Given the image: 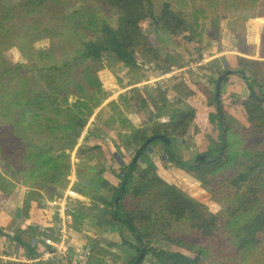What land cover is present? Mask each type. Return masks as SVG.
I'll list each match as a JSON object with an SVG mask.
<instances>
[{"label": "trees", "instance_id": "16d2710c", "mask_svg": "<svg viewBox=\"0 0 264 264\" xmlns=\"http://www.w3.org/2000/svg\"><path fill=\"white\" fill-rule=\"evenodd\" d=\"M100 1V7L93 5L80 8L72 17L63 18L71 33L79 37L78 44L73 46L68 55L59 58L51 53L47 54V64L42 65L35 74L19 60L10 62L12 67L8 72H0V114L4 118L0 121V128L6 130L0 135V190L10 192L20 184L26 187L29 197L34 198L38 204L41 205L45 197L51 201L62 184L57 187L41 180L44 177L48 181L55 179L56 182L63 183L64 178L55 171L54 163L67 156L66 150L54 155L51 152L56 146L74 148L78 145L74 156L79 160L77 155L81 154L85 163L74 162L73 169L79 182L85 181L87 184L81 185L80 182L76 186L79 188V195L88 198L95 205L86 206L82 203L80 209L71 208L73 221L78 217L90 224L96 218L100 225L116 227L122 242L132 246L137 255L140 246L134 232H138L146 247L144 257L148 256L155 264H237L239 256L243 260L250 259L251 264H264V200L261 199L264 189V72L261 77H249L250 56L254 54L256 45L246 37L247 24L255 17L252 11H248V7L253 3L255 7L257 1ZM44 2L45 0H25L18 6L21 12L27 14ZM13 9L8 4H0L2 54L6 52L9 43L1 32L14 20L16 13ZM133 13L145 15L150 20V25L165 28L183 44L194 45L197 54L205 52L210 57L207 66L218 75L226 69L234 68V74L243 81L247 97L240 107L244 109L242 114L245 124L241 121H236L234 125L226 123L222 94L224 87H227L224 86L228 81L227 75L220 88L225 136L223 137L214 97L220 128L219 144L204 152H199L195 146V150H189L192 158L188 161H180L174 150V143L182 141L189 132L196 111L178 96H175V103L169 105L166 102L170 93L168 87L160 83L156 85L161 96L159 99H151L146 90L143 92V87H133L132 97L119 96L118 100L112 99L102 106L103 100L95 85L96 76L87 60H102L103 55H110L113 63L124 64L128 71L139 69L131 66L137 64V57L134 51L127 48L125 41L128 34L136 37L142 35V28L134 21ZM225 17L230 18L226 22V29L229 30L234 52L230 54L232 59L229 64L223 66L218 58L225 54L215 56L214 47L223 34L220 24ZM150 49L148 44L144 52L149 57L148 65L155 73L153 75L163 76L171 72L172 65L168 56L164 54V60L155 49ZM258 50L263 51L264 55V39ZM214 82L216 85V79ZM31 86L39 90L28 91ZM234 95L237 92H231L229 100ZM150 103H154L159 112L164 107L169 116L168 122L154 120L158 113ZM129 113L138 116L139 123L134 124L127 115ZM91 117L94 122L89 123L91 128H87ZM99 130L111 133L113 139L109 141L105 136L98 137ZM38 133L41 136L36 137ZM154 134H163L170 140V144L166 145L160 139L151 141L128 172L133 157L128 159L127 155L120 156L118 152L125 145H141ZM8 135L12 138L8 139ZM153 143V147L157 146L170 161L180 162H173L175 167L185 170L203 185L215 188L221 193V199L207 190L192 197L171 185L166 173L167 167L154 163V159L148 157ZM9 151L22 154L21 160L15 163L9 157ZM203 153L208 154L207 157L197 161L198 156ZM125 176L127 181L121 188ZM88 182L110 192L111 197L106 199ZM126 192H129L133 200L153 192L154 197L148 204L140 208L136 204L134 209L129 210L124 209L121 204ZM115 196H119L117 207L114 203ZM76 200L79 199L72 201ZM211 200L222 203L220 212L204 210ZM96 203L109 209L103 211L96 207ZM167 217L171 220L185 218L198 235L212 238L215 247L213 245V249L208 251L177 235V232L166 230L162 231L160 245L155 246L149 238L151 234L147 231L140 232L135 226L137 222L144 223L152 219L161 221ZM125 219L130 222L134 232ZM161 223L166 224L163 221ZM10 228L12 230L14 226L10 224L4 231L0 230V240L9 237ZM38 232L52 237L54 227L41 228ZM12 238L24 245L20 238ZM223 241L230 248L228 252L223 251V247L226 248ZM26 246L28 251H33L32 247ZM180 247L184 249L181 250ZM92 248L93 246L90 247L91 250ZM136 254L123 264H131L137 257ZM34 257L36 255L31 258ZM144 259L139 264H143ZM89 260L91 264L104 262L98 257V253H90Z\"/></svg>", "mask_w": 264, "mask_h": 264}, {"label": "rangeland", "instance_id": "374dc122", "mask_svg": "<svg viewBox=\"0 0 264 264\" xmlns=\"http://www.w3.org/2000/svg\"><path fill=\"white\" fill-rule=\"evenodd\" d=\"M24 1L25 0H0V4H8L9 6L14 7L13 11L16 13L13 17L14 20L6 25V29H4L5 32L3 30L1 32L7 43H9V47L5 50L6 52H3V54L0 53V72H8L12 67L10 62L12 60H19L24 62L27 69L35 74L42 65L47 64V54L51 53L59 58L68 55L73 46L78 44L79 37L77 38L71 33V29L64 24L63 18L68 16L72 17L73 13L80 8L92 7L93 5L98 7L101 6L100 0H45V2L35 10L24 14L18 6L20 2ZM256 1L255 7L253 6L254 3L248 7V11H252L255 17L250 19L247 24V28H250V30L247 31L246 37L251 43L256 45L254 54L250 56L251 63L250 72L248 74L250 75L249 77H261L264 72L263 51L261 52V50H258L260 43L264 39V0ZM133 19L142 28V35L136 37L135 35L128 34L125 41L127 48L134 51L137 57V64L131 66L138 67V70L131 72L128 71V67L124 66V64L116 65L112 62V56L110 55H103L102 60H87V64L93 69L96 76L95 85L100 92L101 99L103 100L102 106L106 105L108 101L112 99L118 100L119 96L132 97L134 95L132 92L133 89H131L132 84L137 85V87H143V92L145 93L146 90L151 99L153 97L159 99L161 96L156 85L158 83L163 84L164 87L166 86L170 89V93L166 100L169 105L174 104L176 100L175 96H178L181 98L182 102L193 107L196 111L195 120L192 123L189 132L183 137L182 141L177 140L174 143V150L180 158V161L190 160L192 154L189 150H195V146L197 148L196 150L199 152H204L216 147L220 141V128L218 125L216 110L214 108V80L217 79L218 74L214 69L207 66L210 57L205 52L197 54L194 45L183 44L178 37L172 35L165 28L150 25V20L146 18L145 15L133 13ZM229 19L230 18L228 17L222 18L220 25L223 28V34L221 38L216 41L214 47L216 50L215 56L225 54L218 58L223 66L229 64V61L232 59L230 54L231 52H234L232 50V39L230 38L229 30L226 29V22ZM148 44L151 47L150 50L155 49L164 60L166 59L164 54L168 56L167 59L172 65L171 72L163 76L153 75L155 73L150 70L148 65L149 57L144 52ZM106 66L109 69H107ZM232 69L235 70L234 68ZM234 73L228 76V81L224 85L227 87H224L222 94V98L225 100L224 110L226 111V123L234 125L236 121H241L245 124L243 118L244 114H242L244 113V109L240 106L246 101L247 92L243 86L242 79H238ZM36 89L39 90V88L31 86L28 91H34ZM233 91L237 92V95H234L233 98L229 100L228 96ZM178 104L182 103L178 102ZM150 105L158 113L154 118L155 121L161 123L168 122L169 116L164 110V107L163 110L159 112L157 107H154V103H150ZM127 115L134 124L139 123L140 119L134 113H129ZM162 117L166 118L164 122L160 120ZM3 119L4 118L0 114V121ZM92 122H94L93 117L89 120L87 128H91L89 123ZM5 131L6 130L0 128V135ZM58 133L61 134L60 130H58ZM37 136H41V133L36 134V137ZM101 136H105V138L107 137L109 141L113 139L112 134L105 130H99L98 137ZM7 138L9 139L12 137L11 135H8ZM79 141H81V139H79ZM153 145L155 144H152V148L150 149L151 152L148 157H152L154 163L167 167L166 173L169 175V182L171 185L192 197L207 190L214 193L218 199H221V193L215 188L203 185V183L186 173L185 170L175 167L172 163L180 162L178 160H174L173 162L170 161L167 155L162 154L158 150V147H153ZM139 146L140 145L137 143L130 146L125 145L118 154L120 156L127 155L128 159H130L134 156L135 150H137ZM56 147L57 148L51 152L52 155L65 150L67 153L65 158L54 163L55 171L64 178L62 179L63 183H58L55 179L48 181V179L44 177L41 182L58 187L61 184L62 186L68 184L70 171L74 170V162H85H83L81 154L78 153L79 155H77L76 153L79 160L74 156L75 151L78 149V145L74 148ZM204 154L206 153L201 155ZM9 157L12 158L15 163H18L21 160L22 154L9 151ZM205 158L206 157H204V159ZM19 178H22V176H19ZM65 179L67 182H64ZM80 182L81 185L87 184L85 181ZM88 184L92 185L93 188L98 189L106 199L111 197L110 192L107 193L106 191L99 189L93 183L88 182ZM263 192L264 189L261 195L262 200H264ZM116 197L117 196L114 197V202ZM153 197L154 192L145 197L135 198L133 200V198H130L129 192H126L121 204L124 209H134L136 204L138 205L137 208H140L145 204H148ZM45 199L47 200L48 198L45 197ZM117 201H119V198ZM82 203L86 206L95 205L91 200L83 196L79 200L71 201L70 205L71 208L75 210L78 208L80 209ZM96 207L103 211L109 209V207L103 204H99ZM204 210L206 212H220L222 210V203L220 201L216 202L211 200L206 204ZM162 221L166 222V224H162ZM86 226L87 223L85 221L78 217L75 218L71 236L73 244L79 242L81 238H83V235H87L86 233H82L83 230L86 229ZM135 226L140 232H149L151 234V237L149 238L155 246L160 245L159 242L163 237V230H166L167 232H177V235L182 236V238H187L192 244L200 247L202 246L208 251L213 249L215 242L212 238H204L198 235L196 231L190 227L189 222L185 220V218L171 220V218L167 217L163 218L161 221L152 219L149 222H137ZM88 227L89 247L93 246L91 250L92 252L90 249L86 250L85 245L82 242H79L77 245L84 247L78 249L79 252L77 257L73 256L74 259L70 261V264H91L89 263L90 260H86L85 258L88 257L86 256V252H89V254L91 253V255L98 253V257L103 259V263L105 264H112L113 262V264H123L137 253L132 246L130 247L127 243L122 242L116 227L107 228L106 226L100 225L97 223L96 218L91 220ZM122 229L125 233L127 232L124 227H122ZM33 230L35 231V229ZM136 233L139 234L138 232ZM39 237L42 236L39 235ZM223 243L225 242L223 241ZM165 246L169 247L168 244ZM180 248L181 250L184 249V247ZM229 250L230 248L228 244H226V248L223 247V251L228 252ZM14 254H16V259L18 260L19 255L17 253ZM40 254L41 252L39 251L37 255L35 254L36 257L30 259L34 263L43 262L49 264L48 260H39ZM143 259V264H155L148 256L143 257ZM14 262L24 264L18 261ZM237 264H251V261L250 259L243 260V257L239 256Z\"/></svg>", "mask_w": 264, "mask_h": 264}, {"label": "crops", "instance_id": "0c3cea01", "mask_svg": "<svg viewBox=\"0 0 264 264\" xmlns=\"http://www.w3.org/2000/svg\"><path fill=\"white\" fill-rule=\"evenodd\" d=\"M133 87H137V85L132 84L131 89ZM81 198L82 196H80L78 199ZM48 203L49 201L44 198L41 205L38 204L34 200V198L29 197L26 187L19 184H17L15 188L11 189L10 192L0 190V230L4 231L10 224L14 226V229L11 230L10 228L8 231L9 237L7 239L0 240V250L4 251L7 255L14 252L21 257H28V259L31 258L32 255H37L39 251L41 252L44 249L45 245L41 237H39L40 233L38 232V229L52 228L54 220L53 212L51 209H49ZM96 205H99V203H96ZM88 225L89 224H87V226L85 227L86 229H84L82 232L84 234L86 233L87 235H83V238H81V240L79 241L85 245L86 250L90 249ZM33 229H35V231ZM76 233L79 234L78 232ZM70 234L72 236V229L70 231ZM12 237L20 238L24 242V245L14 241V238ZM79 242L73 244L71 238L70 259L68 258L63 261L59 259L54 263L70 264V261H72V256L77 257L79 252L78 249H80V247H84L78 246L77 244ZM26 245H29L30 248L32 247L33 251H28V247ZM86 255H88V258L85 257L86 260H89V252H86ZM0 264L18 263L9 260L0 262ZM32 264L48 263L33 262ZM49 264L51 263L49 262Z\"/></svg>", "mask_w": 264, "mask_h": 264}, {"label": "built area", "instance_id": "2783aa9c", "mask_svg": "<svg viewBox=\"0 0 264 264\" xmlns=\"http://www.w3.org/2000/svg\"><path fill=\"white\" fill-rule=\"evenodd\" d=\"M162 122L166 120L165 117L160 119ZM79 183L78 178L75 175L74 170L70 171L69 182L66 186L58 187L57 193L54 198L49 201V209L53 212V224L54 235L52 237L40 234L41 239L45 245L44 249L41 251L39 260L49 262H55L65 259H70V231L73 227V215L71 212V201L73 199H78L79 188L76 186ZM88 256V255H86ZM16 259V254L10 253L7 255L4 251L0 250V262L6 260L18 261L24 264H32V260L26 257L18 256ZM73 260V256H72Z\"/></svg>", "mask_w": 264, "mask_h": 264}, {"label": "water", "instance_id": "95a60500", "mask_svg": "<svg viewBox=\"0 0 264 264\" xmlns=\"http://www.w3.org/2000/svg\"><path fill=\"white\" fill-rule=\"evenodd\" d=\"M250 28H247V31H249ZM107 67V66H106ZM107 69H109L107 67ZM235 72V70L233 69H226L224 70L223 72H221L217 79H216V85H215V94H214V97L216 99V106H217V109H218V112H219V117H220V123H221V128H222V133H223V137L225 136V119H224V116H223V112H222V105H221V100H220V88H221V83H222V80L225 76L227 75H230V74H233ZM156 139H160L162 140L166 145H169L170 144V140L165 137L163 134H154L150 137H148L136 150L134 156H133V159L131 161V164L129 166V170L128 172L131 171L135 161L137 160V158L139 157L140 153L142 152V150L146 147V145H148L151 141L153 140H156ZM204 157H207V154H204V155H201L200 157H198L196 160L198 159H204ZM127 181V176L124 177L123 179V182H122V186L121 188L125 185ZM118 198L119 196H117L115 198V206L117 207L118 206ZM126 223L129 225V227L131 228V230L134 232L133 230V227L132 225L130 224V222L125 219ZM134 235L135 237L137 238L138 242H139V246H140V252L139 254L137 255V257L134 259V261L131 263V264H139L140 261L143 259V257L145 256L146 254V247L144 245V243L142 242L139 234H137L136 232H134Z\"/></svg>", "mask_w": 264, "mask_h": 264}]
</instances>
